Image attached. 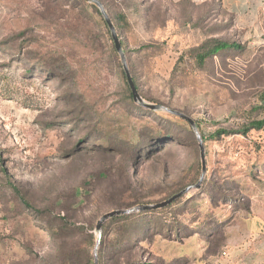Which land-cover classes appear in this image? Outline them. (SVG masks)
<instances>
[{
	"label": "rangeland",
	"instance_id": "obj_1",
	"mask_svg": "<svg viewBox=\"0 0 264 264\" xmlns=\"http://www.w3.org/2000/svg\"><path fill=\"white\" fill-rule=\"evenodd\" d=\"M99 1L143 100L195 121L204 178L193 187L190 124L128 98L97 6L0 0V264H58L62 243L96 251L98 264H264V128L209 137L263 115L249 110L264 90V4ZM213 37L241 48L199 62L192 49ZM187 186L151 217L95 228Z\"/></svg>",
	"mask_w": 264,
	"mask_h": 264
},
{
	"label": "trees",
	"instance_id": "obj_2",
	"mask_svg": "<svg viewBox=\"0 0 264 264\" xmlns=\"http://www.w3.org/2000/svg\"><path fill=\"white\" fill-rule=\"evenodd\" d=\"M91 5L98 12L96 5L93 3ZM117 17L121 21L125 20V17L123 14H118ZM114 26L116 27V25H114ZM106 30L110 34L109 30L107 29V25H106ZM110 39H111V36H110ZM120 43H121V46H123V43L121 41H120ZM240 48H241L240 44H238L236 42H233V41L229 42L226 40H221V39L213 37V38H209V39L203 41L202 43H200L197 47L192 49V52H194V55L199 62H204L206 59L211 58V57H213V56H215V55H217L223 51L230 50V49H240ZM121 74H122V78H123L125 85H126L128 98L133 99L131 91L127 85L126 78H125L124 71H123L122 67H121ZM131 76H132V79L134 81V84H135L137 90L139 91L138 83H137L135 77L133 75H131ZM249 112H251V113L262 112L263 115H262V117H259V118L255 117V116H250V115L245 116L243 122L241 124H239V126H237V128H235V129L218 128L215 131H213L209 135V137L210 138H219L221 135H226V134H230V133H237V134L246 135L252 129H254V130L263 129L264 128V90L260 92V94L258 96V102L255 105H253L252 107H250ZM166 137H169V136L166 134V135H164V138H166ZM138 148H139V146L137 144L133 147V149H135V150H138ZM142 149H143V147H142ZM12 188L16 189L13 186H12ZM176 200H174L173 202H171L170 204H168L162 208L141 210V211L131 212L128 214L117 215V216L112 217V219H110V220H133V222L137 223L143 218L151 217V215H153L154 213H159L161 210H164V209L170 207L171 205H173L175 203ZM140 204H148V202H144V203H140ZM63 225L66 229L74 226L73 224H70L67 222H64ZM94 242H92V243H94ZM62 244L56 245V254H57V258H58L57 259L58 264H93V260H92L91 256H89L87 249L83 244L73 243V244L68 245V246L66 244H65L66 246H63ZM98 255L101 257L102 255H104V253L101 252V253H98ZM99 264H103V263L99 260Z\"/></svg>",
	"mask_w": 264,
	"mask_h": 264
},
{
	"label": "water",
	"instance_id": "obj_3",
	"mask_svg": "<svg viewBox=\"0 0 264 264\" xmlns=\"http://www.w3.org/2000/svg\"><path fill=\"white\" fill-rule=\"evenodd\" d=\"M85 1H88L90 3L95 4L97 6V8L99 9L101 15L103 16V19H104V21H105V23H106V25L108 27V30L110 32V36H111L114 48L118 52V54L120 55L121 64H122V68H123L124 75H125V78H126V82H127V85H128V87H129V89L131 91L133 100L135 102H138V104H140L141 106H143L145 108L152 109V110H163V111H166L168 113L174 114V115L186 120L190 124V126L192 127V129L195 132V134L197 136V139H198L200 162H201V173H200L198 181L193 185V187H195V188L199 187L201 182H202V180H203V178H204V174H205V171H206V165H205L204 147H203L202 139H201L200 133H199V131L197 129L195 121L192 118H190L189 116L183 114L180 111H177V110H174V109H170V108H168L166 106H163V105H160V104L147 103V102H145L143 100V98L140 96V94H139V92H138V90H137V88H136V86L134 84V81L132 79L130 70L128 68V65H127L123 50H122L120 39H119V37H118V35L116 33L115 27H114L111 19L109 18V16L107 15V13H106V11H105V9L103 7V4L99 0H85ZM191 187L192 186H187V187L183 188L182 190H180L179 192L171 195L167 199L162 200V201L157 202V203H154V204H139V205H135V206L130 207V208L116 209V210L109 211V212L103 214L100 217V219L97 221V224H96L95 228L99 232L100 229H101V225H102V223L105 220H107L108 218L117 216V215L128 214V213H131V212H136V211H141V210L162 208V207L170 204L171 202H173L174 200H176L180 196H182ZM98 242H99V238L97 239L95 249L97 247ZM93 264H98L96 251L94 252Z\"/></svg>",
	"mask_w": 264,
	"mask_h": 264
},
{
	"label": "crops",
	"instance_id": "obj_4",
	"mask_svg": "<svg viewBox=\"0 0 264 264\" xmlns=\"http://www.w3.org/2000/svg\"><path fill=\"white\" fill-rule=\"evenodd\" d=\"M250 3L253 4L254 6H256V5L261 6L264 4V0H252ZM237 4H238L237 0L225 1V5H227V7L230 10H236Z\"/></svg>",
	"mask_w": 264,
	"mask_h": 264
}]
</instances>
